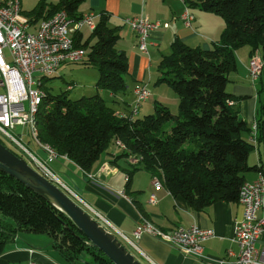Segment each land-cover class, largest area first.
I'll use <instances>...</instances> for the list:
<instances>
[{"label":"trees","instance_id":"trees-1","mask_svg":"<svg viewBox=\"0 0 264 264\" xmlns=\"http://www.w3.org/2000/svg\"><path fill=\"white\" fill-rule=\"evenodd\" d=\"M82 1L38 0L22 13L32 25L60 10L77 17ZM187 2L219 15L224 28L219 41L208 49L175 38L168 53L161 56L157 82H165L177 95L175 113L155 102L153 113L136 117L129 105L116 110L111 104L114 101L101 96V90L112 94L126 91L129 64L126 53L116 47L118 29L109 27L108 14L100 13L87 35L83 30L74 35V46L85 51L80 62L94 65L98 72L95 92L77 98L68 95L70 89L52 94L43 85L54 75L43 77L45 92L35 118L38 139L83 171L89 172L102 154L109 153L110 144L119 140L125 150L114 160L124 158L130 163L131 157L139 156L140 168L160 178L188 207L201 210L216 201H236L247 172L264 174V0ZM244 46L249 48V57L257 52L262 61L256 88L255 143L247 139L251 125L234 108L241 97L226 88L229 74L237 69L236 50ZM166 122H171L169 130L163 128ZM254 150L260 164L250 165L248 157ZM126 177L128 181L130 174ZM18 230L47 234L52 247L69 264H75L81 254L92 264H114L97 247L88 245V239L65 213L0 172V255Z\"/></svg>","mask_w":264,"mask_h":264},{"label":"crops","instance_id":"crops-1","mask_svg":"<svg viewBox=\"0 0 264 264\" xmlns=\"http://www.w3.org/2000/svg\"><path fill=\"white\" fill-rule=\"evenodd\" d=\"M37 1L32 0V5ZM46 1L58 2V0ZM20 4L22 10V0ZM185 8H188L193 16L189 24H185L181 18ZM86 12H93L96 20L100 13L108 14L109 27L117 28L119 33L116 47L127 55L129 73L125 76L126 91L117 94L108 91L105 93L108 101H114L111 104L116 110L123 109L125 105H132L135 100L133 88L144 85L149 90L150 96L140 103L138 110L149 107L153 110L154 103L160 102L166 106H171L168 104L171 103L174 105V111L175 109L177 111L178 99L175 92L172 89L168 90L169 86L165 82H157L159 78L157 66L161 56L168 53L169 46L175 38L189 46L208 49L219 41L224 28V20L219 15L201 10L197 6H189L187 0H83L78 5L76 14L81 15ZM131 16H144L160 23L158 28L149 32L147 54L138 49L136 32L123 22L124 18ZM164 24L167 26H163ZM247 55L248 50L243 49L239 55L241 63L238 61L237 69L230 73L226 88L233 96L241 97L235 104L238 116L250 124L255 118L258 102L256 81L252 82L248 73L251 57L248 55L247 58ZM102 91L105 90H101L100 94ZM136 117H139L138 113ZM108 152L110 154H102L89 172L83 171L75 163L63 157L55 159L59 161L55 167L71 185L67 187L136 244L137 250L131 247L140 258L148 264H236L235 255L238 247L234 239V228L243 218L241 203L237 200L232 202L221 200L201 210L191 209L181 197L172 195L163 186L160 178L157 177L161 187H154V177L140 168L138 163H128L124 158L114 160L121 154V150L113 143L108 147ZM255 152L258 156L257 151ZM257 159L255 163L260 164ZM104 164L113 167L114 171L100 172ZM262 165L264 170V163ZM89 173L95 174L93 179L87 176ZM128 173L130 177L127 181ZM256 174V171L247 172L246 180H254ZM121 191H124L126 197L118 193ZM151 194L155 196L154 203L148 201ZM141 216L164 231H170L178 226L188 227L192 224L212 229L213 237L203 243V255L210 259H197L184 255L178 248L147 234L134 238L132 232ZM26 236L34 246L25 245L19 238L14 239L12 243L5 245L0 255V264H29L30 261L35 264H69L52 245V248L47 247L51 242L49 239H41L39 242L40 239L37 237ZM257 246H264V233L259 236ZM228 250L234 255L227 256ZM220 259L225 261L218 263L217 260ZM79 260H76L75 264ZM81 264L85 263L81 261Z\"/></svg>","mask_w":264,"mask_h":264},{"label":"built area","instance_id":"built-area-1","mask_svg":"<svg viewBox=\"0 0 264 264\" xmlns=\"http://www.w3.org/2000/svg\"><path fill=\"white\" fill-rule=\"evenodd\" d=\"M181 18L185 24L190 23L193 16L188 8L182 12ZM95 22L96 15L93 12L73 17L66 11L60 10L32 25L22 13L20 0L0 1V133L28 153L32 162H27L33 169L67 192L107 231L119 235L137 250L136 244L130 238L120 233L102 215L81 200L46 165V162H52L58 157H67L58 154L50 144L38 139L35 116L45 92L42 88V78L55 75L63 63H77L82 60L85 51L82 47L74 46V35L84 27L89 30L94 29ZM123 22L136 32L137 47L142 53L147 54L149 32L158 28L160 23L144 16L126 17ZM4 50L8 51V59ZM261 71L262 61L259 54L255 53L248 66L252 82L258 80ZM71 88L72 86L68 85L67 89ZM133 95L135 100L129 108L131 115L135 116L140 103L146 101L150 93L144 85H137L133 88ZM120 115L123 116L125 113ZM250 125L251 133L248 138L255 143L257 129L255 119ZM17 126L27 128V134L31 140L45 154L44 159L38 158L23 145L21 133L14 135L11 132ZM114 144L121 151L125 150V146L119 140ZM140 159L139 156H133L129 162L137 164ZM101 171L108 173L114 171V168L104 164ZM87 176L93 179L95 174L89 173ZM153 185L156 188L161 187L157 177L153 178ZM118 193L126 197L124 191ZM148 201L150 203L156 201L154 194L150 195ZM237 201L243 205V218L234 228V239L238 247L235 263L264 264V246H257L259 236L264 233V174L262 172H258L254 180L242 183ZM144 234L169 243L184 255L197 259H210L203 255V243L213 237L212 229L192 224L188 227L178 226L170 231H164L146 217L141 216L132 235L134 238H139ZM232 255L234 253L228 250L227 256ZM223 261L225 260H217L218 263ZM29 264L35 263L30 261Z\"/></svg>","mask_w":264,"mask_h":264},{"label":"water","instance_id":"water-1","mask_svg":"<svg viewBox=\"0 0 264 264\" xmlns=\"http://www.w3.org/2000/svg\"><path fill=\"white\" fill-rule=\"evenodd\" d=\"M0 172L12 176L65 213L88 239V245L97 247L114 264H142L113 233L101 226L67 192L38 173L25 159L19 157L1 142Z\"/></svg>","mask_w":264,"mask_h":264},{"label":"rangeland","instance_id":"rangeland-1","mask_svg":"<svg viewBox=\"0 0 264 264\" xmlns=\"http://www.w3.org/2000/svg\"><path fill=\"white\" fill-rule=\"evenodd\" d=\"M32 0H22V10L25 11H29L33 8L34 5H32ZM31 6V7H28ZM85 33V35L88 34L89 29L87 27H84L82 29ZM243 49H247L249 52V48L247 46L244 47H240L236 50V56H237V52H238V57H237V63H241V60L239 59V55L241 53V51H243ZM6 58L8 59V51L4 50ZM248 58V55H247ZM239 61V62H238ZM238 66V64H237ZM230 75V74H229ZM98 78V72L95 68L94 65H88L85 66L83 65L81 62H77V63H63L57 70V73L54 75V77L46 80L44 82L43 88L47 91H49L52 94H57L63 91L68 90L67 87L68 85H71L72 88L70 90H68V95L71 98H76L77 96H81V95H91L93 94V92L96 90L95 89V83L97 81ZM256 87H258V82L256 81ZM163 87H167L166 85H163ZM168 90H171V88L167 87ZM105 93H107V91H102L101 96L106 99L105 97ZM107 100V99H106ZM108 101V100H107ZM171 106H167L168 109L174 113L176 112V109L174 111V105H172L171 103H168ZM152 105V104H151ZM153 106V105H152ZM154 107V106H153ZM236 110V106L234 107ZM143 112H145V114H143ZM154 112V108L153 110L150 109H145V110H138V116L139 117H143L144 115L148 114V113H153ZM171 125V122H166L163 126L164 130H169V127ZM14 135L17 134H22L21 137V142L23 143V145L29 150L31 151L34 155H36L38 158L40 157L41 159H44L45 154L37 147V145L31 140L29 134H27V128L26 127H21V126H17L14 131H11ZM19 137V136H18ZM0 141L11 151H13L14 153H16L19 157H22L23 159H25L28 162H32L28 153H26L24 150H22L15 142L11 141L7 136H5L4 134L0 133ZM257 154L254 151H251V153L249 154L248 157V163L249 164H253L256 162L257 159ZM127 158V157H126ZM56 163H59L58 160H54L52 162H46V165L54 172L56 173L61 179V181L65 182L67 186H71L66 179H64V175L62 173H58V168L55 167ZM114 234V233H113ZM29 237H37V239H40L39 242L41 241V239H49V241H51V238H49V236L47 234L44 233H33V232H29V231H25V230H18L16 233V237L14 239H18L22 240L23 243L25 245H30V246H34L29 240H27V236ZM114 236L131 252L135 255L136 258H138L139 260H141L139 258V256L135 253V251L133 250V248L131 247V245L129 243H127L123 238H121L119 235L114 234ZM36 239V238H35ZM26 240V241H25ZM28 241V242H27ZM10 243V242H9ZM12 243V241H11ZM8 244V243H7ZM51 247V242L48 243L47 247ZM46 247V245L44 246V248ZM41 245H40V249H41ZM52 248V247H51ZM80 259L77 264H81V261L85 264H88L87 260H89V257L86 254H81L80 255ZM85 261V262H84ZM142 264H148L146 261H144V259L141 260Z\"/></svg>","mask_w":264,"mask_h":264}]
</instances>
